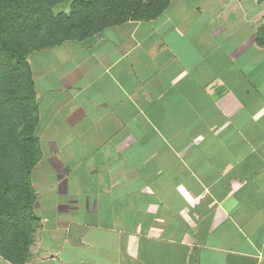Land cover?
<instances>
[{
  "label": "crops",
  "instance_id": "0c3cea01",
  "mask_svg": "<svg viewBox=\"0 0 264 264\" xmlns=\"http://www.w3.org/2000/svg\"><path fill=\"white\" fill-rule=\"evenodd\" d=\"M257 2L171 0L30 55L41 157L26 264H264Z\"/></svg>",
  "mask_w": 264,
  "mask_h": 264
},
{
  "label": "trees",
  "instance_id": "16d2710c",
  "mask_svg": "<svg viewBox=\"0 0 264 264\" xmlns=\"http://www.w3.org/2000/svg\"><path fill=\"white\" fill-rule=\"evenodd\" d=\"M63 1L0 0V256L12 264L30 260L39 221L32 181L41 157L39 106L30 55L129 20H154L171 2L70 0L67 12L55 14ZM256 42L264 47V24Z\"/></svg>",
  "mask_w": 264,
  "mask_h": 264
},
{
  "label": "rangeland",
  "instance_id": "374dc122",
  "mask_svg": "<svg viewBox=\"0 0 264 264\" xmlns=\"http://www.w3.org/2000/svg\"><path fill=\"white\" fill-rule=\"evenodd\" d=\"M70 4H71L70 0H66V1H63L62 3L57 4L54 7L55 14L67 12L69 10ZM256 6H264V2H257ZM1 262H4V261H1Z\"/></svg>",
  "mask_w": 264,
  "mask_h": 264
}]
</instances>
